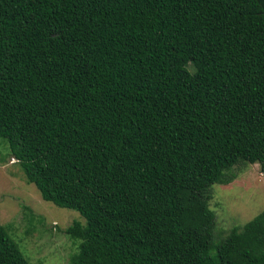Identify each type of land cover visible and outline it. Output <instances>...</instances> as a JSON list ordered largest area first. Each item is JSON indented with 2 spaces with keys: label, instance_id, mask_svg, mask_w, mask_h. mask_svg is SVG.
Masks as SVG:
<instances>
[{
  "label": "trees",
  "instance_id": "obj_1",
  "mask_svg": "<svg viewBox=\"0 0 264 264\" xmlns=\"http://www.w3.org/2000/svg\"><path fill=\"white\" fill-rule=\"evenodd\" d=\"M0 138L83 218L68 264H264V209L214 241L206 193L264 174V0H0Z\"/></svg>",
  "mask_w": 264,
  "mask_h": 264
},
{
  "label": "rangeland",
  "instance_id": "obj_2",
  "mask_svg": "<svg viewBox=\"0 0 264 264\" xmlns=\"http://www.w3.org/2000/svg\"><path fill=\"white\" fill-rule=\"evenodd\" d=\"M225 175L226 184L207 188V204L213 213L212 239L224 237L264 209V174L257 163L238 161ZM83 218L72 209L41 199L37 189L25 182L17 161L0 138V224L30 264H68L78 240L63 230Z\"/></svg>",
  "mask_w": 264,
  "mask_h": 264
}]
</instances>
